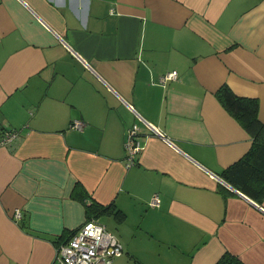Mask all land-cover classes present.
<instances>
[{
  "label": "crops",
  "instance_id": "obj_1",
  "mask_svg": "<svg viewBox=\"0 0 264 264\" xmlns=\"http://www.w3.org/2000/svg\"><path fill=\"white\" fill-rule=\"evenodd\" d=\"M225 84L264 122V0H0V264H59L92 217L113 264H264V199L222 177L253 143Z\"/></svg>",
  "mask_w": 264,
  "mask_h": 264
},
{
  "label": "trees",
  "instance_id": "obj_2",
  "mask_svg": "<svg viewBox=\"0 0 264 264\" xmlns=\"http://www.w3.org/2000/svg\"><path fill=\"white\" fill-rule=\"evenodd\" d=\"M216 97L253 139L246 155L225 169L222 177L235 189L260 203L264 199V122L259 119V100L238 96L227 84L217 91ZM221 191L227 195L231 194L225 187H222ZM104 210L107 209L100 210V206L95 204L89 208V211L100 213ZM216 264L246 263L226 251Z\"/></svg>",
  "mask_w": 264,
  "mask_h": 264
},
{
  "label": "built area",
  "instance_id": "obj_3",
  "mask_svg": "<svg viewBox=\"0 0 264 264\" xmlns=\"http://www.w3.org/2000/svg\"><path fill=\"white\" fill-rule=\"evenodd\" d=\"M177 78L176 72H170L160 78V83L165 85L168 80ZM76 126L79 127L80 123H76ZM152 130L154 133L163 136L153 126ZM139 135V124H134L127 132L125 143L127 167L137 163V158L144 149V144ZM19 136L17 131H6L0 137V146L13 145L20 138ZM160 203L159 195H154L151 205L158 207ZM15 214L17 217H21L19 210ZM123 254L124 247L119 238L98 219H90L68 241L57 247L56 260L59 264H113Z\"/></svg>",
  "mask_w": 264,
  "mask_h": 264
},
{
  "label": "water",
  "instance_id": "obj_4",
  "mask_svg": "<svg viewBox=\"0 0 264 264\" xmlns=\"http://www.w3.org/2000/svg\"><path fill=\"white\" fill-rule=\"evenodd\" d=\"M225 185L228 186L229 188L233 189L237 193L241 194L237 189H235L233 186H231L229 183L225 182Z\"/></svg>",
  "mask_w": 264,
  "mask_h": 264
},
{
  "label": "rangeland",
  "instance_id": "obj_5",
  "mask_svg": "<svg viewBox=\"0 0 264 264\" xmlns=\"http://www.w3.org/2000/svg\"><path fill=\"white\" fill-rule=\"evenodd\" d=\"M102 222L108 227V229H110V227L107 225V223L104 220Z\"/></svg>",
  "mask_w": 264,
  "mask_h": 264
}]
</instances>
